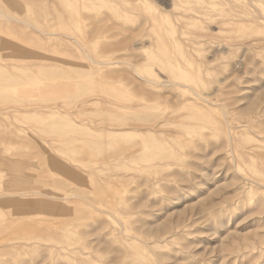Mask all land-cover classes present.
<instances>
[{"label": "rangeland", "instance_id": "rangeland-1", "mask_svg": "<svg viewBox=\"0 0 264 264\" xmlns=\"http://www.w3.org/2000/svg\"><path fill=\"white\" fill-rule=\"evenodd\" d=\"M229 1L0 0V264H264Z\"/></svg>", "mask_w": 264, "mask_h": 264}, {"label": "bare ground", "instance_id": "bare-ground-1", "mask_svg": "<svg viewBox=\"0 0 264 264\" xmlns=\"http://www.w3.org/2000/svg\"><path fill=\"white\" fill-rule=\"evenodd\" d=\"M229 2H231L230 5L232 6V8L230 9V19H228L229 21H227L229 22L228 24H231L233 26V31L239 34L238 36L234 37V48H236L237 50L245 47L247 50L246 53L264 49V0H230ZM243 51L245 53V50ZM247 57H249L248 54ZM164 83L167 82L164 81ZM153 84L155 86H158L162 83ZM170 84L172 85V83Z\"/></svg>", "mask_w": 264, "mask_h": 264}]
</instances>
